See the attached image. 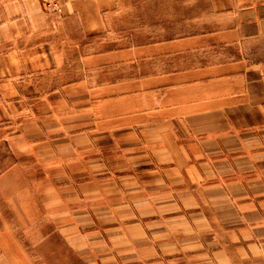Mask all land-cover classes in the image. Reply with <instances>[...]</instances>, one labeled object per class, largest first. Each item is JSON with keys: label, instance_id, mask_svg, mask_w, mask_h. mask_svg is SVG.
I'll list each match as a JSON object with an SVG mask.
<instances>
[{"label": "crops", "instance_id": "1", "mask_svg": "<svg viewBox=\"0 0 264 264\" xmlns=\"http://www.w3.org/2000/svg\"><path fill=\"white\" fill-rule=\"evenodd\" d=\"M207 5L196 33L112 49L111 0H0V212L23 234L86 264H264V82L246 59L264 0ZM6 216L0 264H43Z\"/></svg>", "mask_w": 264, "mask_h": 264}, {"label": "rangeland", "instance_id": "2", "mask_svg": "<svg viewBox=\"0 0 264 264\" xmlns=\"http://www.w3.org/2000/svg\"><path fill=\"white\" fill-rule=\"evenodd\" d=\"M207 2L208 0H111L104 46L108 45L113 49L196 33L203 28L200 22L208 15ZM246 59L248 65L254 68L256 76L264 82V41L252 44L246 52ZM13 206L14 204L4 200L0 214L7 216L2 220L8 226H15L20 232L16 237L29 247L27 253L36 257L37 263H87L84 256L74 254L65 241L59 242L58 237L50 235L49 231L44 241H40L38 234H23V230H30L31 233L33 226L16 218L21 212L16 211L17 209L11 212Z\"/></svg>", "mask_w": 264, "mask_h": 264}, {"label": "built area", "instance_id": "3", "mask_svg": "<svg viewBox=\"0 0 264 264\" xmlns=\"http://www.w3.org/2000/svg\"><path fill=\"white\" fill-rule=\"evenodd\" d=\"M72 0H39L45 11L59 12L62 5Z\"/></svg>", "mask_w": 264, "mask_h": 264}]
</instances>
